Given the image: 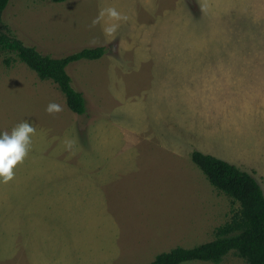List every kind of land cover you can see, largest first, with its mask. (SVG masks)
Listing matches in <instances>:
<instances>
[{
	"label": "rangeland",
	"instance_id": "obj_1",
	"mask_svg": "<svg viewBox=\"0 0 264 264\" xmlns=\"http://www.w3.org/2000/svg\"><path fill=\"white\" fill-rule=\"evenodd\" d=\"M108 7L128 17L115 38L93 26ZM0 27L55 58L105 49L67 68L81 116L0 54V132L36 129L0 182V264H149L212 241L238 205L194 152L249 173L264 194V0H11ZM233 254L220 264H246Z\"/></svg>",
	"mask_w": 264,
	"mask_h": 264
},
{
	"label": "trees",
	"instance_id": "obj_2",
	"mask_svg": "<svg viewBox=\"0 0 264 264\" xmlns=\"http://www.w3.org/2000/svg\"><path fill=\"white\" fill-rule=\"evenodd\" d=\"M10 1L0 0V14ZM48 1L65 3L73 0ZM11 36L0 27V54H14L40 80L54 83L65 97L70 111L79 116L84 115V96L74 89L67 68L81 61H97L103 57L105 49L84 48L55 58ZM3 63L9 67L12 60L7 57ZM191 161L209 184L230 198L233 205H238V209L233 211L230 221L214 230L212 241L192 248L176 247L158 254L149 264H183L195 261L220 264L231 252L246 264H264V194L257 181L249 173L210 155L194 152Z\"/></svg>",
	"mask_w": 264,
	"mask_h": 264
},
{
	"label": "clouds",
	"instance_id": "obj_3",
	"mask_svg": "<svg viewBox=\"0 0 264 264\" xmlns=\"http://www.w3.org/2000/svg\"><path fill=\"white\" fill-rule=\"evenodd\" d=\"M127 16L122 15L116 8L101 9L99 15L93 20V26L103 22L105 36L115 38V34L121 21H126ZM49 113L60 111L56 104H50L46 108ZM36 129L28 121L15 125L10 131L0 132V182L7 183L14 176L15 167L28 155L32 137ZM71 147V141L67 142Z\"/></svg>",
	"mask_w": 264,
	"mask_h": 264
}]
</instances>
